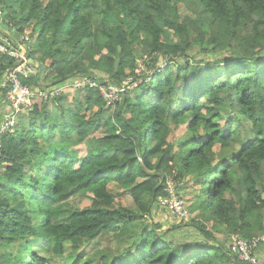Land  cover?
<instances>
[{"label":"trees","instance_id":"trees-1","mask_svg":"<svg viewBox=\"0 0 264 264\" xmlns=\"http://www.w3.org/2000/svg\"><path fill=\"white\" fill-rule=\"evenodd\" d=\"M0 33L45 65L50 93L143 80L112 114L89 86L36 101L15 134L1 132L11 112L0 110V264H245L215 234L264 235V0H0ZM15 66L0 54V109ZM35 78L25 83L38 89ZM187 175L198 195L186 226L199 237L177 242L150 218L170 198L168 179ZM82 194L69 223H51L56 205ZM104 236L120 253L97 262L86 248Z\"/></svg>","mask_w":264,"mask_h":264},{"label":"rangeland","instance_id":"rangeland-1","mask_svg":"<svg viewBox=\"0 0 264 264\" xmlns=\"http://www.w3.org/2000/svg\"><path fill=\"white\" fill-rule=\"evenodd\" d=\"M45 2H46V0H45ZM188 16H191L189 9L187 7H185V6H182L180 8V17L184 18V17H188ZM207 29H208V27L205 26L204 30L207 31ZM168 36L171 37L172 33L171 32H166L164 37H168ZM1 38L7 39L5 36L1 37ZM18 46L22 49V45L21 44L18 43ZM134 54H135V57L139 61L138 62L137 74H141L143 72V70H144V65L148 61V59L143 54L142 50L139 47H137L134 50ZM36 66H37V64H36ZM37 76H38V73L35 76H33V77L37 78ZM142 81L143 80L140 79L139 81L134 82L132 86L127 87V86H124V85H122V86L113 85L112 84L113 82H110V81L101 82L100 85H99V84L94 83L95 82V78H89L87 80L85 79V80H83L81 82H78V83H74V84L71 83V86H68V87H65V88L62 87V88L56 89L55 91L51 92V93H54V97L52 96L51 93H49L46 90H41V94L43 95L44 98L48 97V99H47L48 102H52V100L56 99V97H58V95H60L61 93H64L66 90H70V92L68 94V97H71L72 94H74L75 90L79 91V90L87 87L90 84V86H89L90 89L97 88L98 90L101 91V93H103V91H104V94H102L103 97H104V100L106 102L108 100V102H109V104H108V102L106 103L105 108L107 110V109H109L111 107L110 111L109 110L108 111L110 112L109 114H112V113L115 112L118 103H116L117 101H115V97L116 96L110 94V92L111 91L116 92L117 95H118V93H119L118 89L121 90V88H123L124 91L126 89H130V90L137 89V86L139 84H141ZM128 82H132V78H129ZM35 90L39 91L37 89H35ZM42 91H45V92L42 93ZM46 93H48L50 95H48ZM112 101H115V103L112 102ZM72 105H73V107L76 106L74 104H72ZM79 105L80 106H84V105H87V104L84 102V100H82L79 103ZM55 107L59 108V103H56ZM30 112H32V110L29 111V112L21 111L17 115V117H15L13 115H10L8 117V119H6L5 123L2 124L4 126V128H3V130H1V132H3V131L8 129V130L11 131V133L15 134L16 129L18 127V121H19L18 119L20 117L30 115L31 114ZM0 114H1V111H0ZM236 115L237 114H233V116H236ZM108 124H109V126H111L110 128H119L120 127L113 120H108ZM183 137H184V132H183L182 129H179V130L174 131L173 137L171 138V141L180 140ZM193 182H194L193 177L192 176H188V175L185 176L184 180H182V181L175 182L171 178L168 179V183L173 188V191L175 193V198L177 200L181 199L183 201V203H184V206H185L186 210H188V212H189V215L186 218H180L177 215V213H176V211H175V209L173 207H170V206L169 207H166V206L162 207L161 203L160 204H155V206L153 207L152 214H151V218H150L151 222L153 221V222L162 224L164 226L163 232L167 233V231H169V229L174 230V232L171 234V236H173V238H175V240H177V242H183V241H186V240H194L195 238L199 237V235L196 233V231L194 230L193 227H187L186 226L188 224H191V220L195 219V215H191L190 216V211L188 209L189 205L192 204V198L194 197V195H198V192H196L194 190ZM174 184H177L176 189L173 187ZM113 185L114 184H112V186L110 187V189L113 188L112 189L113 192H116V193H119V194H123L122 189H120V188L117 189V187H114ZM120 199L122 200L123 206L128 207L130 209H134L135 208V203L133 202V200L130 198V196L128 194L127 195L123 194L120 197ZM85 200H86L85 194H82V195H80L78 197H75V198L71 199L67 203L56 205L55 208L57 210L53 211L51 213V217H50L51 223L54 224V225H61V224H64V223L65 224L69 223V221H70V211H72L73 209L77 208L79 205L81 206L82 204L84 205V207H86L87 203H84ZM148 200L149 199L145 198V201H148ZM151 222H148V225H147L148 229H150L149 226H150ZM215 235H216V239L220 243H222L223 245H228V243H229V245L231 246L232 243L230 244V241L232 242V238H231L230 235L224 234V233H221V232H216ZM124 247H126V246H124ZM261 247H262V249L260 248L261 250H259L258 253H259V255L261 257L264 258V243L262 244ZM86 249H87L88 252H90V254H95L96 251H99L97 253L96 257H95L96 260H98L97 262L100 261V255L103 254V253H113L114 255H119V253H120L119 252V245H118L117 241L114 238H111L110 236H104V237L98 238L97 240L93 241ZM100 251H102V252H100ZM35 252H39V251L35 250ZM84 253L85 252L83 251V253H81V254H84ZM261 257H259V260H260ZM54 264H68L67 263V258L65 259V256L64 257H58L54 261Z\"/></svg>","mask_w":264,"mask_h":264},{"label":"built area","instance_id":"built-area-1","mask_svg":"<svg viewBox=\"0 0 264 264\" xmlns=\"http://www.w3.org/2000/svg\"><path fill=\"white\" fill-rule=\"evenodd\" d=\"M1 41L0 54L2 56H8L16 62V66L4 76L2 85L6 89L4 104H6L10 109L11 115L17 116L21 111H31L35 102L38 100L48 102V97L44 98L41 94V90L37 89L39 91H36L34 88H31L25 83L38 73L37 66L35 62H32V58L25 52L23 48L21 49L19 46L16 48L12 47L8 40L5 39H1ZM88 86H90V84ZM118 90V95L116 92H110V94L116 96V103H119L120 94L124 92L123 88ZM44 92L45 91H42V93ZM51 94L54 97V93ZM102 94H104V91ZM115 101L112 102L115 103ZM3 128L4 126L2 125L1 130H3ZM173 187L176 189V184H174ZM167 192L170 198L160 199L159 204L161 203L162 207H173L180 218H186L189 215V212L186 210L183 201L181 199L177 200L175 198V193L169 183ZM263 243L264 235L251 240H246L237 235L232 238L231 253L237 256L238 259L245 264H260L258 252Z\"/></svg>","mask_w":264,"mask_h":264},{"label":"water","instance_id":"water-1","mask_svg":"<svg viewBox=\"0 0 264 264\" xmlns=\"http://www.w3.org/2000/svg\"><path fill=\"white\" fill-rule=\"evenodd\" d=\"M3 27L7 29L6 26H3ZM32 62H35L37 64V71H38V76H37V78L35 80V87L38 88L39 90H47V88L49 86H43L41 84V81H42L43 77L47 73V69H46L45 65L42 64L41 62H38V61L34 60V59H32Z\"/></svg>","mask_w":264,"mask_h":264},{"label":"crops","instance_id":"crops-1","mask_svg":"<svg viewBox=\"0 0 264 264\" xmlns=\"http://www.w3.org/2000/svg\"><path fill=\"white\" fill-rule=\"evenodd\" d=\"M0 36H1V37H4L1 33H0ZM1 37H0V40H1V39H5V38H1ZM5 40H6V39H5ZM0 110H1V111L3 110V111H5V112L8 113V114L11 112L10 109L8 108V106H7L6 104H4V102L1 104V109H0ZM233 237H234V236H233ZM233 237H232V238H233ZM259 257H261V256L259 255Z\"/></svg>","mask_w":264,"mask_h":264}]
</instances>
